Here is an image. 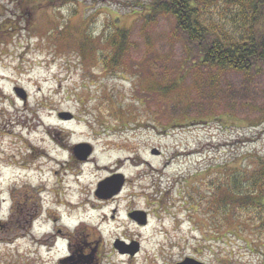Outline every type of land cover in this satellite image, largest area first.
<instances>
[{
    "label": "rangeland",
    "instance_id": "374dc122",
    "mask_svg": "<svg viewBox=\"0 0 264 264\" xmlns=\"http://www.w3.org/2000/svg\"><path fill=\"white\" fill-rule=\"evenodd\" d=\"M17 1L0 0V264H67L72 252L77 264H263L251 233L216 240L223 190L197 213L189 196L208 191L205 169L264 158V66L219 73L184 60L171 18L144 22L148 0ZM233 4L214 0L206 18L237 32ZM116 27L129 34L117 55ZM83 143L92 152L78 160ZM119 176L121 190L98 197L99 182ZM14 197L42 213L36 226L26 218L6 232ZM116 241L138 250L120 253Z\"/></svg>",
    "mask_w": 264,
    "mask_h": 264
},
{
    "label": "trees",
    "instance_id": "16d2710c",
    "mask_svg": "<svg viewBox=\"0 0 264 264\" xmlns=\"http://www.w3.org/2000/svg\"><path fill=\"white\" fill-rule=\"evenodd\" d=\"M19 1L32 3L36 0H18V4ZM61 1L62 4H70L75 0ZM230 1L234 3L237 18L241 21L240 25L236 24L237 32H229L221 24L206 18V7L214 3V0H148L144 22L152 23L162 16L171 18L174 22L173 37L177 36L185 43L187 51L184 60L190 59L192 64L214 68L219 73H249L260 65L264 66V0ZM128 36L127 30L121 27H116L109 34L114 54L117 55L124 43V40L120 39ZM102 63L107 68L109 64L113 67L120 62L115 58L109 62L103 58ZM196 119L202 118L186 121ZM174 120L176 118L171 120L172 126L177 124ZM247 156L252 158L250 164L238 163L227 174L213 172V167L205 169L207 173L203 181L208 191L198 197L193 194L195 192L198 195L192 187L189 199L192 209L197 213L199 206L203 209L205 205L213 208L217 192L219 195L223 190L224 194L220 197L221 202L217 208L220 227L216 233L219 238L216 240L222 241L223 236L234 241L241 240L248 232L253 238L248 241L247 246L257 252L264 248V243L258 241L260 233L264 232V158L255 152ZM226 175L228 179L223 181L221 177ZM214 178L218 183H214ZM213 213L214 210L206 212L209 226L214 224ZM211 241H214V238ZM225 243L232 244L230 240ZM260 259L264 264V254Z\"/></svg>",
    "mask_w": 264,
    "mask_h": 264
},
{
    "label": "water",
    "instance_id": "95a60500",
    "mask_svg": "<svg viewBox=\"0 0 264 264\" xmlns=\"http://www.w3.org/2000/svg\"><path fill=\"white\" fill-rule=\"evenodd\" d=\"M16 92H18L19 96L24 98V93L21 89H17ZM92 152V148L89 144L83 143V144H78L74 147V156L78 160H85ZM152 154L158 155L160 152L157 149H152L151 150ZM116 180V181H115ZM115 181L114 184L109 188L108 183ZM123 179L122 177H113V178H108L98 184V197L100 198H107L109 196H112L116 193H118L123 185ZM105 188L106 190H103ZM111 189V190H110ZM101 191V192H100ZM129 216L133 219H135L139 224H145L146 223V214L139 212V211H134L130 212ZM123 243L116 241L114 243V247L118 250L120 253H129V254H134L138 250V247L136 245H133L132 247H129L127 251H124L122 248ZM62 262L68 263V264H77L78 261L74 259L73 256H70L66 259H64ZM177 264H203L195 259L192 258H186L185 260L177 263Z\"/></svg>",
    "mask_w": 264,
    "mask_h": 264
},
{
    "label": "flooded vegetation",
    "instance_id": "af4514ba",
    "mask_svg": "<svg viewBox=\"0 0 264 264\" xmlns=\"http://www.w3.org/2000/svg\"><path fill=\"white\" fill-rule=\"evenodd\" d=\"M29 205L30 206L27 205L26 201L24 200V197H22V198L21 197H14V202L12 203V206H11V209H10V214L11 215L7 219L8 221L5 222V224H6V232H8V231L11 232L13 226H18L19 229H22L23 221L26 220V218L28 219L29 224L35 223V222H37V219L38 220L40 219L42 214L41 213H39V214L36 213L35 214L33 212L34 203L32 202ZM17 207H20L19 211L17 210ZM18 231L19 230H16L15 232H18ZM19 236H20L19 234L14 233L12 237L8 238L9 240H5V241L8 242V243L14 242V240L19 239ZM12 239H13V241H10ZM68 247L71 249V245H68ZM73 253L74 252L70 253V255L74 257Z\"/></svg>",
    "mask_w": 264,
    "mask_h": 264
},
{
    "label": "bare ground",
    "instance_id": "6f19581e",
    "mask_svg": "<svg viewBox=\"0 0 264 264\" xmlns=\"http://www.w3.org/2000/svg\"><path fill=\"white\" fill-rule=\"evenodd\" d=\"M42 156H45L49 162H50V161H51V162L53 161L52 157L49 156V155L42 154ZM97 169L100 170V168H98V167H97Z\"/></svg>",
    "mask_w": 264,
    "mask_h": 264
}]
</instances>
